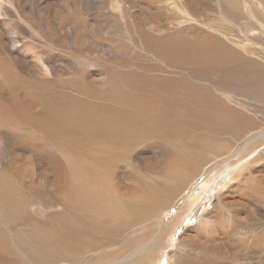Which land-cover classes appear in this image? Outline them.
I'll list each match as a JSON object with an SVG mask.
<instances>
[{
    "label": "bare ground",
    "instance_id": "6f19581e",
    "mask_svg": "<svg viewBox=\"0 0 264 264\" xmlns=\"http://www.w3.org/2000/svg\"><path fill=\"white\" fill-rule=\"evenodd\" d=\"M142 1L145 2L140 4L143 10H153L146 7L147 2L158 9L163 8L157 4V0ZM64 4L66 5V2ZM220 4L229 18L242 26V31L245 32V35H242L245 38L238 39V33H231L213 20L219 9L215 0H170V3L166 4L170 9L180 11L172 20L171 26L164 24L158 30L163 37L173 35L172 39L158 44L165 47L166 51L173 47L171 51L175 52L171 54L174 59L168 57L165 62L170 68H180L177 74L184 77L200 74L197 71L203 69L204 63L205 66L211 64L210 56L214 57L215 61L219 59L220 62L216 61L218 63L231 64L233 67L238 65L233 64L234 59L251 60L254 64L264 66V63L257 59L259 57L264 61V47L253 49V44L258 39V36L253 34H261L259 29L264 30V0H220ZM0 12L7 15L11 9L1 6ZM204 14V23L194 19L195 17L203 21ZM2 23L3 21L0 22V41L5 52L4 48L11 50L15 45V37ZM186 25L191 27L183 28ZM191 29L201 31L205 35L201 38L207 36V41L194 39L196 41L186 44L185 35H191L190 32L185 33ZM170 31L173 34H169ZM215 31L222 35H215ZM262 44L264 46V41ZM1 50L0 264H67L64 262L86 259L88 252H91L89 250L95 245H100L103 250L105 246L107 248L114 243H124L128 232L137 227V224L153 221L152 219L161 215L175 198L188 193L192 181L204 175L207 178L215 168V160L220 153L226 150V155H229L237 151L236 145L229 144L232 138L239 134L240 127L223 123V118L228 116L219 110V107H215V113H211V118L218 122L209 123L204 118L203 112H206L199 110L200 108H188L178 113L181 108L166 104L162 107L159 104L161 98L195 101L205 105L211 97L225 104L228 100L236 99L233 90L227 91L224 87L220 93L218 88L216 92L211 93L193 92L187 90L185 83L180 91L174 89L155 93L156 75L146 73L152 69V65L148 62L139 63L141 59L136 58V72L106 77V82H110L107 87L99 85L97 88L93 86L95 89L92 86L88 89L89 86L84 85L82 99L68 98L64 94L68 89L61 88L59 94H56L55 90L34 89L28 81L16 77L14 80L11 63L1 55ZM206 51L208 57L192 56ZM17 52L23 54L22 51ZM157 52L166 55L160 49ZM251 53L257 57H253ZM22 60L28 61L27 57ZM142 72H145V75L139 74ZM178 79L171 82L183 83ZM169 80L167 78V81ZM198 86L200 88V85ZM91 89L93 93H90ZM253 96L255 97V94ZM243 103L241 104L244 107L248 104ZM241 112L245 114L244 111ZM243 118L244 116L235 117L230 123L236 124ZM228 134L233 137L227 136ZM27 145L36 146L33 152L41 168L46 167L48 175L51 176L46 178V172L38 171L37 179L25 177L27 181L41 182L42 188L40 187L38 193H35L33 188H27L22 182L27 170H19L21 156L27 154ZM247 151L248 148L244 153ZM157 163L161 164L163 169L158 170V167L154 166ZM123 166L126 168L124 172L136 174V185L120 182L117 171ZM29 168L30 166H27V169ZM232 187L233 192L248 194L253 203L255 202L250 209L244 207L245 214L263 219L264 175H252L249 172ZM236 187L239 188L234 190ZM185 190L187 192L184 193ZM50 198H54L56 207L59 206L57 211L50 212L56 215L53 216L54 222L32 216L31 207L44 204ZM214 205L216 208H226L223 205L227 204L219 195ZM237 217L235 214L231 217L234 219V227H246V222ZM113 237H120V242H112ZM212 248L219 254L225 252L220 245L213 244ZM134 249L126 250L113 264L126 261ZM180 253L176 252L173 256L180 258ZM183 256L188 258L186 261H193V264H212L211 258L203 259V250L192 254L184 250ZM147 258V255H143L128 264H150ZM186 261L183 260L180 264H185ZM216 264L223 263L219 261Z\"/></svg>",
    "mask_w": 264,
    "mask_h": 264
},
{
    "label": "rangeland",
    "instance_id": "374dc122",
    "mask_svg": "<svg viewBox=\"0 0 264 264\" xmlns=\"http://www.w3.org/2000/svg\"><path fill=\"white\" fill-rule=\"evenodd\" d=\"M85 1L69 0V3L67 0H0V7L6 6L11 9V12L7 15L0 12V22L3 21L2 24L9 29L8 32L15 37V45L11 49L14 53L8 48H4L5 52H3L1 41L0 50L2 49L1 55L11 63V74L14 80L19 78L28 81L34 89L55 90L57 91L56 94H59L61 88L62 90L68 89L64 91L66 97L82 99L84 97V85L89 86L88 89L91 86L97 88L99 85L107 87L110 82H106V77H118L132 71L136 72L138 69L136 58H139L141 59L138 61L139 63L148 62L152 65V69L146 73L156 75L157 88L155 93L174 89L180 91L185 83L187 90L193 92L211 93L216 92L218 88L217 90L220 91L217 92L220 93L224 87V90H233L236 99L228 100L225 104L212 97L205 102V105L195 101L185 102L161 98H159V104L162 107L166 104L181 108L177 111L178 113L188 108H200L199 110L206 112H203L204 118L209 123L218 122V120L211 118V113H215L214 108L219 107L218 109L228 116L223 118V123H229L230 126H239L240 132L234 137L230 134L227 135L233 137L229 146L231 144L236 145L237 151L229 155H226V150L220 153L216 157L215 168L207 175V178L204 175L202 178L192 181V185L188 188L190 195L185 193L187 192L185 190L184 195L181 194L175 198L173 203L161 215L152 219L153 221L141 225L137 224V227L128 232L124 243H114L108 246V249L105 246L103 250L99 247L100 245H95L89 250L91 252H88L86 259L82 258L81 260H75V262L64 263L104 264L103 262L109 261L106 264H113L116 262L114 260L124 254L126 250L135 248L131 257L119 264H128L143 255L148 256L146 260H149L150 264H172L173 262L180 264L181 261L188 259L183 256L184 250L190 254L203 250L205 255L203 259L209 260L211 258L210 262L212 264L219 261L223 264H264V217L263 219H256L251 214H245L244 207L250 209L255 202L253 203L252 197L248 194L233 192L232 187L249 172L252 175H264V66L254 64L251 60L234 59L235 63L233 64L238 65L233 67L231 64L218 63L216 61L220 62L219 59L215 61L214 57L210 56L211 64L205 66L204 63L203 69L197 71L200 74L190 77L181 76L177 74L180 68H170L165 62L168 57L174 59L171 54L175 52L171 51L173 47L166 51L165 47L158 44L159 42L170 41L173 37V35L163 37L158 33L159 27L164 24L171 26L172 20L180 11L179 9H170L166 5L170 3V0H157V4L163 7L161 9L147 2L146 7L153 10H143L140 4L145 2L142 0ZM215 1L218 2L219 9L215 13L216 18L213 20L231 33H238V39L245 38L242 26L230 19L221 9L220 0ZM202 18L203 21H200L194 17L197 22L204 23L205 14ZM247 26L249 28V25ZM190 27L188 25L183 26V28ZM215 32L214 34L217 36L222 35L218 31ZM259 32L261 34L251 32L253 36H258L256 44H253V49L264 47L262 44L264 30L259 29ZM188 33L191 36L186 37L185 35L186 44L199 39V41H207V36L201 38L205 35L199 30L191 29L185 34ZM169 34L173 33L170 31ZM157 48L166 55L157 52ZM17 51H22L23 54H19ZM207 51L192 56L208 57ZM254 55L252 56L257 57ZM24 57H27L28 61L22 60ZM257 59L264 63L259 57ZM176 60L185 62L181 59ZM190 61L196 62V60ZM189 64L195 65V63ZM177 65H180V63H177ZM251 65L253 66L250 67ZM139 74L145 75V72ZM209 76L210 78H208ZM167 78L170 80L167 81ZM176 79L183 83L171 82V80ZM198 85H200V88ZM95 88L93 87V89ZM93 89L90 93H93ZM243 102L248 104L244 107L241 104ZM235 108L236 111H234ZM232 110L236 114L238 113V116ZM241 111H244L245 114L243 115ZM239 116H244V118L236 124L230 123L235 120V117ZM207 118L211 120L209 121ZM249 135L251 138L248 139ZM31 146L27 145L26 156H21L19 170H27L22 182L27 188H33L35 193H38L41 190V182L36 180L27 181L25 177L37 179L39 176L38 171L40 173L41 171L46 172V178L51 176L48 175L46 167L41 168L39 160L33 152L36 146ZM31 148L34 150H31ZM247 148L248 151L244 153ZM147 151L151 152L150 150ZM158 163L154 166L161 170L162 166ZM27 166H30V168L27 169ZM124 171H126L124 166L117 171L120 182L125 185H136V174ZM26 183L28 184L26 185ZM238 188L236 187L234 190ZM219 195L222 197L223 202L227 204L223 205L226 208H216L214 205L218 201ZM54 203V198H50L44 204L33 205L31 207L32 216L54 222L53 216L56 215L50 214V212H55L59 208ZM213 211L214 213H212ZM216 211L217 213H215ZM233 214L245 221L246 227L235 228L234 219L231 218ZM206 219L209 221H206ZM118 239L113 237L111 241L120 242V239ZM213 244L223 246L225 249H222L225 252L221 251L223 255L212 248ZM100 250L101 252H99ZM176 252H181L180 258L173 256ZM191 258L195 257L191 256ZM185 264H193V261H186Z\"/></svg>",
    "mask_w": 264,
    "mask_h": 264
}]
</instances>
